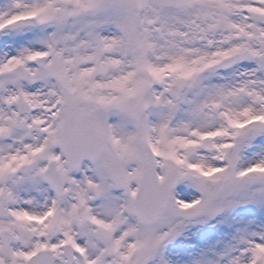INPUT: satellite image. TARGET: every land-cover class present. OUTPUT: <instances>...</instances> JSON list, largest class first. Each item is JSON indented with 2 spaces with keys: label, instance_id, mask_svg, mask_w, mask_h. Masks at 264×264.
<instances>
[{
  "label": "snow or ice",
  "instance_id": "6c2138e0",
  "mask_svg": "<svg viewBox=\"0 0 264 264\" xmlns=\"http://www.w3.org/2000/svg\"><path fill=\"white\" fill-rule=\"evenodd\" d=\"M0 264H264V0H0Z\"/></svg>",
  "mask_w": 264,
  "mask_h": 264
}]
</instances>
